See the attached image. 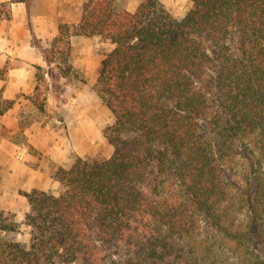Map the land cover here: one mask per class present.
<instances>
[{
    "label": "trees",
    "instance_id": "obj_1",
    "mask_svg": "<svg viewBox=\"0 0 264 264\" xmlns=\"http://www.w3.org/2000/svg\"><path fill=\"white\" fill-rule=\"evenodd\" d=\"M16 1L32 5L0 10ZM189 2L176 19L161 0H86L49 48L33 41L40 111L68 76L70 35L114 45L94 84L113 150L58 166L57 194L23 193L28 243L0 212V264H264V0Z\"/></svg>",
    "mask_w": 264,
    "mask_h": 264
},
{
    "label": "crops",
    "instance_id": "obj_2",
    "mask_svg": "<svg viewBox=\"0 0 264 264\" xmlns=\"http://www.w3.org/2000/svg\"><path fill=\"white\" fill-rule=\"evenodd\" d=\"M7 1L10 0L0 3ZM85 2L32 0L28 11L23 2L16 1L0 10V100H12V105L0 112V212L13 213L16 221H21L29 209L23 193L47 191L59 185L53 178L54 170L58 166L69 167L86 150L85 140L81 145L75 138L69 141L59 126L54 127L47 109L38 110L30 100L37 67L49 80L46 60L33 41L49 48L60 25L79 23ZM96 37L99 36L70 35V54H80L82 61L90 56L94 60L96 55L90 46ZM103 57L98 58L99 64ZM93 148L87 146L89 152Z\"/></svg>",
    "mask_w": 264,
    "mask_h": 264
},
{
    "label": "rangeland",
    "instance_id": "obj_3",
    "mask_svg": "<svg viewBox=\"0 0 264 264\" xmlns=\"http://www.w3.org/2000/svg\"><path fill=\"white\" fill-rule=\"evenodd\" d=\"M140 1L115 0V3L119 9L133 10ZM161 1L176 19H181L190 6L189 0ZM112 47L113 44L109 40L96 37L93 39L92 46H90V50L96 55L94 60L90 56L89 58L85 57L82 61L80 54L75 52H73V55L70 54L68 58L70 67L67 78L56 81L52 85L51 93L48 96L46 114L52 117L54 127L59 126L62 135L69 141L75 138L80 145L85 140L84 145L91 148L92 145L94 146V150L91 152L88 151L87 146H84L83 148L86 150L83 151L81 157L87 155L101 160L109 157L113 150L101 133L102 129L112 122L113 118L110 111L101 102L94 88L100 67L99 60ZM54 64L60 65L61 69L64 66L58 58H56ZM57 72H59V69H57ZM63 84L66 85L65 88H63ZM60 189V185H57L48 189L47 192L57 194ZM6 213L4 212V215ZM8 213L10 215L13 214L11 212ZM13 219L16 221L15 217ZM17 222H19V229L11 236L16 241L28 243L30 227L24 223V216L21 221ZM205 235L207 234L204 233L203 236Z\"/></svg>",
    "mask_w": 264,
    "mask_h": 264
}]
</instances>
